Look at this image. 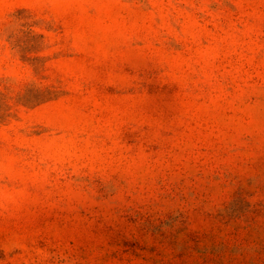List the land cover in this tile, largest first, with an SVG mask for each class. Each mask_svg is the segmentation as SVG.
Returning a JSON list of instances; mask_svg holds the SVG:
<instances>
[{"label": "rangeland", "instance_id": "1", "mask_svg": "<svg viewBox=\"0 0 264 264\" xmlns=\"http://www.w3.org/2000/svg\"><path fill=\"white\" fill-rule=\"evenodd\" d=\"M0 264H264V0H0Z\"/></svg>", "mask_w": 264, "mask_h": 264}]
</instances>
